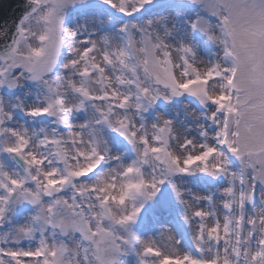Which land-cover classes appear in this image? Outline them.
<instances>
[{"label":"snow or ice","instance_id":"6c2138e0","mask_svg":"<svg viewBox=\"0 0 264 264\" xmlns=\"http://www.w3.org/2000/svg\"><path fill=\"white\" fill-rule=\"evenodd\" d=\"M0 0V264H264V0Z\"/></svg>","mask_w":264,"mask_h":264},{"label":"water","instance_id":"95a60500","mask_svg":"<svg viewBox=\"0 0 264 264\" xmlns=\"http://www.w3.org/2000/svg\"><path fill=\"white\" fill-rule=\"evenodd\" d=\"M23 0H6V5L11 7V11H6V15L10 18H14L19 15V6L22 4Z\"/></svg>","mask_w":264,"mask_h":264}]
</instances>
